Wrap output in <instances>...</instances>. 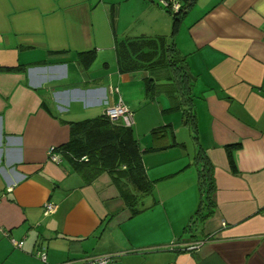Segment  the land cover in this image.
<instances>
[{
  "label": "crops",
  "instance_id": "crops-1",
  "mask_svg": "<svg viewBox=\"0 0 264 264\" xmlns=\"http://www.w3.org/2000/svg\"><path fill=\"white\" fill-rule=\"evenodd\" d=\"M140 36L174 39L190 104L150 99L146 70H119L116 42ZM119 100L135 137L149 122L143 106L157 103L164 119L141 148L148 194L108 172L85 183L48 158L70 121ZM203 167L212 214L191 220ZM0 198V264L105 254L117 255L108 264H264V0H196L174 29L160 0H0ZM47 202L57 208L44 215ZM198 239L196 250L171 247Z\"/></svg>",
  "mask_w": 264,
  "mask_h": 264
},
{
  "label": "trees",
  "instance_id": "trees-1",
  "mask_svg": "<svg viewBox=\"0 0 264 264\" xmlns=\"http://www.w3.org/2000/svg\"><path fill=\"white\" fill-rule=\"evenodd\" d=\"M195 1L181 0L177 11L164 7L172 16L173 29ZM115 49L120 71L143 69L149 73L146 79L148 98L153 99L164 94L170 99L172 109L192 102L193 81L187 71L185 57L176 48L172 37L127 38L117 41ZM185 114L189 112L185 111ZM69 126V140L55 147V150L61 157L60 162L63 158L66 159L81 174L85 183H90L103 172H108L117 184L124 181L141 194L151 192L153 182L147 176L142 151L132 127H126L122 121L112 120L104 113L70 121ZM229 159L233 166L231 152ZM199 180L201 201L191 220L200 214L201 209L207 208L204 217L212 214L209 207L210 195L204 189L214 184L208 168L200 169Z\"/></svg>",
  "mask_w": 264,
  "mask_h": 264
},
{
  "label": "built area",
  "instance_id": "built-area-1",
  "mask_svg": "<svg viewBox=\"0 0 264 264\" xmlns=\"http://www.w3.org/2000/svg\"><path fill=\"white\" fill-rule=\"evenodd\" d=\"M160 3L163 7L169 8L171 11H177L180 7V4L175 1L170 0H160ZM116 92L117 88H113L111 92ZM106 116H108L112 120H120L126 127H132L134 124V115L132 111H130L121 100H119L114 105H107L102 112ZM48 158L55 162L59 163L61 160L60 155L55 150V147L52 146L48 150ZM8 191L11 190V187L7 188ZM1 201V198H0ZM57 206L52 202H47L44 205V215H48L56 211ZM206 239H198V240H190V241H183V242H173L171 243V247L178 246L181 248H185L187 250H196L198 249ZM13 245L16 247H21L23 241H15L13 240ZM39 256L41 260L46 263V254L44 252H40ZM116 254H105L99 257H85L80 260L82 264H108L110 261L116 257Z\"/></svg>",
  "mask_w": 264,
  "mask_h": 264
},
{
  "label": "rangeland",
  "instance_id": "rangeland-1",
  "mask_svg": "<svg viewBox=\"0 0 264 264\" xmlns=\"http://www.w3.org/2000/svg\"><path fill=\"white\" fill-rule=\"evenodd\" d=\"M133 92H134V94H132V96L135 97V95H137L136 94V90L134 89L132 91V93ZM159 99H160L159 101L165 102V97L164 96H162ZM158 108H159V106H158L157 103L156 104L148 103L146 106H143L140 109V113L143 115L144 119H149V122L147 120H145L147 122H146L145 126L142 127L143 129H142V131L139 132V135H137V132H135L136 137H138L139 141L141 142L140 148H144V146H146V142H147L148 139H150V141H151L150 129L153 126H156V125H153V124H156V122H160L161 124H163V122H164V119L160 115ZM165 114H166V116H165V119H166L167 117H169V113L165 112ZM157 115H159V116H157ZM134 119H135V115H134ZM183 123H184V120L181 118V115L180 114H176V128L183 127ZM133 129L135 130L134 127H133ZM189 141H190L189 146L194 151L195 145L193 143V140H191V138H190ZM192 154H193V152H192Z\"/></svg>",
  "mask_w": 264,
  "mask_h": 264
}]
</instances>
